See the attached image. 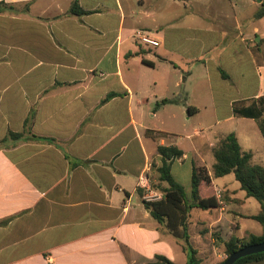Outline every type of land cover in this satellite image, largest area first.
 I'll return each instance as SVG.
<instances>
[{
    "label": "crops",
    "instance_id": "obj_1",
    "mask_svg": "<svg viewBox=\"0 0 264 264\" xmlns=\"http://www.w3.org/2000/svg\"><path fill=\"white\" fill-rule=\"evenodd\" d=\"M73 1L0 0V264H187L144 202L166 186L158 147L184 152L168 163L188 195L220 137L235 133L254 163L264 153L258 122L234 109L264 96L261 3L79 0L86 13L75 15ZM137 30L160 46L141 45ZM215 180L203 192L221 189V208L190 213L200 264L224 261L232 237L263 233L241 227L259 213L239 207L252 197Z\"/></svg>",
    "mask_w": 264,
    "mask_h": 264
},
{
    "label": "trees",
    "instance_id": "obj_2",
    "mask_svg": "<svg viewBox=\"0 0 264 264\" xmlns=\"http://www.w3.org/2000/svg\"><path fill=\"white\" fill-rule=\"evenodd\" d=\"M70 12L75 15L86 13L80 6L79 0L73 1ZM255 17L257 19L264 17V0H262L260 9ZM112 96L114 94L108 95L106 100ZM167 101L164 100L163 103ZM234 109L235 113L239 116L255 119L264 135V96L247 107H238L236 105ZM189 110L196 112L197 108L189 107ZM149 134L153 138L166 135L153 131H149ZM8 136L17 139L21 138L23 134L9 132ZM158 152L163 158V165L159 168L160 183L166 185L161 187L163 197L160 200L144 202L152 216L163 223L174 236L183 241V249L189 256L187 264L201 263L198 252L193 247L188 233L192 209L214 210L221 208L223 203V200L217 197L216 191L212 195L204 194L205 192H203V187H209L212 184V179L234 174L236 181L240 183L241 189L246 191L247 196L257 199L261 204V211L250 218L262 225L263 233L261 235L251 234L242 239L232 237L225 241L224 245L227 257L242 247L264 243V165L255 164L253 162V153L242 150L235 133H230L219 138L214 147L215 163L211 171L207 167H194L190 195L174 179L170 164L168 163V161L183 157L184 152L177 146H159ZM262 259H264V253H259L241 258L235 264H245ZM159 260L163 264H175L165 257H159ZM224 261L219 264H223Z\"/></svg>",
    "mask_w": 264,
    "mask_h": 264
},
{
    "label": "rangeland",
    "instance_id": "obj_3",
    "mask_svg": "<svg viewBox=\"0 0 264 264\" xmlns=\"http://www.w3.org/2000/svg\"><path fill=\"white\" fill-rule=\"evenodd\" d=\"M243 2L244 0H239V3ZM259 37H257V41H258ZM261 54H260V58H261ZM225 95L221 90L220 92H215V96L218 98L219 103H223L225 100ZM213 123V122H212ZM216 125V124H213ZM230 124H223V125H217L214 126V129H212L211 134L215 135V132H218L219 130L224 131V132H229L230 130ZM260 155L258 156V159L255 160V163L258 164H264V153L263 149L260 147ZM215 183L222 189L225 190H229L231 191V194L233 193L234 189L237 190V192L233 193V196H237L239 198L243 197L246 194L245 190L241 189L240 183L238 181H236L235 177L233 175H228L222 178H218L215 180ZM235 207H237L236 204H231L229 209L233 210ZM241 211H243L244 213H258L261 210V204L260 202L255 199V198H250L249 201L241 206ZM199 214H201V212H203L202 210H198L197 211ZM194 214V219H197V217H199L197 214ZM241 227L244 229H248L250 232H260L262 230V225L253 220V219H246L243 220L241 222Z\"/></svg>",
    "mask_w": 264,
    "mask_h": 264
},
{
    "label": "built area",
    "instance_id": "obj_4",
    "mask_svg": "<svg viewBox=\"0 0 264 264\" xmlns=\"http://www.w3.org/2000/svg\"><path fill=\"white\" fill-rule=\"evenodd\" d=\"M135 37L141 45L148 48L155 49L158 48L161 44L160 40L155 36V33L150 30H137ZM216 194L220 200L223 199V192L221 189H216ZM162 197V193L152 191L150 194H148V196H146V199L148 201H156L160 200Z\"/></svg>",
    "mask_w": 264,
    "mask_h": 264
},
{
    "label": "water",
    "instance_id": "obj_5",
    "mask_svg": "<svg viewBox=\"0 0 264 264\" xmlns=\"http://www.w3.org/2000/svg\"><path fill=\"white\" fill-rule=\"evenodd\" d=\"M258 1L260 3L262 2V0ZM259 253H264V243L252 244L242 247L241 249L228 256L223 264H235L241 258Z\"/></svg>",
    "mask_w": 264,
    "mask_h": 264
}]
</instances>
